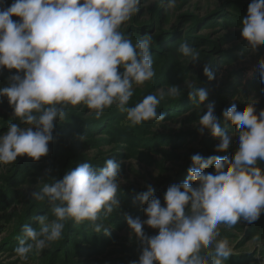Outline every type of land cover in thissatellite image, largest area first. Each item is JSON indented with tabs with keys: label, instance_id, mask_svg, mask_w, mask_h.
Segmentation results:
<instances>
[{
	"label": "clouds",
	"instance_id": "9594fccd",
	"mask_svg": "<svg viewBox=\"0 0 264 264\" xmlns=\"http://www.w3.org/2000/svg\"><path fill=\"white\" fill-rule=\"evenodd\" d=\"M162 3L172 10L177 0ZM5 4L6 0H0V69H15L23 75H13L8 86L0 88V97L8 98L20 121L9 123L7 132L0 135V164L15 163L24 155L36 161L47 156L55 122L66 118L69 106L84 105L99 119L105 109L116 105L132 127L165 120L158 107L165 95L181 93L177 86L167 92L158 89L129 106L134 85H144L156 75L152 35L133 43L121 31L140 11L141 0H13L10 6ZM14 16L20 19L13 20ZM241 24L242 37L257 50L264 44V0H252ZM177 51L191 62L199 60V52L187 41ZM259 70L264 82V58ZM204 75L209 81L216 78L207 66ZM189 89L193 103L208 99L207 89ZM223 118L222 123L214 104H209L198 122L200 133L207 130L218 138L217 152L228 151L232 137L225 125L230 121L239 134L238 150L223 157L193 155L187 179L168 187L166 206L150 185L136 197L146 205L148 218L126 217L143 245L139 260L131 264H224L233 250L227 238L218 239L220 226L232 228L241 220L252 223L264 213V168L260 166L264 110L257 114L250 99L241 110L232 105ZM213 164L215 174L206 173ZM119 171L120 164L112 159L99 168L85 163L70 169L62 180L53 179L32 191V199L47 201L53 218L36 216L38 230L25 224L16 255L26 261L33 250L39 254L62 238L68 221L88 222L100 232L103 217L120 206ZM145 224L159 229L158 235L146 236Z\"/></svg>",
	"mask_w": 264,
	"mask_h": 264
},
{
	"label": "rangeland",
	"instance_id": "374dc122",
	"mask_svg": "<svg viewBox=\"0 0 264 264\" xmlns=\"http://www.w3.org/2000/svg\"><path fill=\"white\" fill-rule=\"evenodd\" d=\"M251 2L177 0L175 9L166 10L162 0H141L140 11L122 25L121 31L130 35L133 43L146 34L152 35L156 75L144 85H134L129 106L158 89L167 92L173 85L181 93L176 97L165 95L161 101L158 112L165 116L164 121H146L135 127L130 126L126 114L116 105L105 109L99 119L84 105L69 106L66 118L55 122L47 156L36 161L24 155L15 163L0 164V264H131L139 260L143 245L126 220L127 216L139 217L141 221L148 218L146 205H141L136 197L150 185L162 206H166L164 195L168 187L187 179L193 155L223 157L238 150L239 134L230 121L225 125L232 137L228 151L217 152L219 140L207 130L201 135L198 122L208 105L214 104L222 123L225 110L232 105L241 110L250 99L255 101L257 114L264 110V82L259 70L264 44L254 51L242 37L241 21ZM12 3L13 0H6L4 7ZM184 41L199 52V60L191 62L178 53ZM206 66L214 73V80L209 81L204 75ZM15 74L23 75L15 69H0V88L8 86ZM189 86L207 89L208 99L193 103ZM9 123L20 121L3 96L0 135L7 132ZM107 159L120 164L121 191L120 206L103 217V229L95 232L88 222L68 221L60 240L39 254L33 250L26 261L21 260L14 250L23 226L29 224L38 230L36 216L53 218L47 201L32 199L31 192L53 179L62 180L70 169L81 164L99 168ZM260 166L264 168V162ZM205 171L215 174L214 164ZM143 231L151 237L158 235L159 229L145 224ZM220 238H227L233 250L224 264H264V213L252 223L241 220L232 228L221 225Z\"/></svg>",
	"mask_w": 264,
	"mask_h": 264
}]
</instances>
